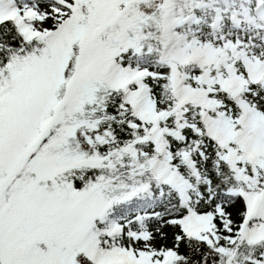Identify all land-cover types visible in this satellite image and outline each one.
<instances>
[{"label": "snow or ice", "instance_id": "obj_1", "mask_svg": "<svg viewBox=\"0 0 264 264\" xmlns=\"http://www.w3.org/2000/svg\"><path fill=\"white\" fill-rule=\"evenodd\" d=\"M0 264H264V0H0Z\"/></svg>", "mask_w": 264, "mask_h": 264}]
</instances>
